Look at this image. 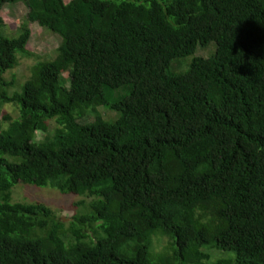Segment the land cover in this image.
I'll list each match as a JSON object with an SVG mask.
<instances>
[{"label":"trees","instance_id":"obj_1","mask_svg":"<svg viewBox=\"0 0 264 264\" xmlns=\"http://www.w3.org/2000/svg\"><path fill=\"white\" fill-rule=\"evenodd\" d=\"M30 24L62 43L10 92ZM4 105L0 264H264V0H0ZM19 183L81 209L13 201Z\"/></svg>","mask_w":264,"mask_h":264},{"label":"rangeland","instance_id":"obj_2","mask_svg":"<svg viewBox=\"0 0 264 264\" xmlns=\"http://www.w3.org/2000/svg\"><path fill=\"white\" fill-rule=\"evenodd\" d=\"M68 1L69 0H66V2ZM2 11L4 16L7 17L4 31L7 34L12 35L15 33L18 25L24 21V16L26 15L27 10L22 3H16L12 5L5 4L2 8ZM30 28L33 33H31L30 41L26 46V49L29 51V56L19 58L18 66L15 67V69L11 72L5 74L4 77L7 81L14 79V86L9 89L10 92L12 90L18 89L19 86L24 83V81L29 79L31 75V69H33L38 61L51 60L56 55V50L62 43L61 36L39 27L37 24H30ZM212 50L214 52V43H210L209 47L206 49H200L198 47L194 56H208ZM194 56H190L186 59L191 61ZM187 62L188 61H183L177 67L182 69L186 66ZM98 111L107 118L113 116V113L104 109V107H99ZM0 112L8 113L12 116V118L18 116V111L13 105H4L0 109ZM105 117L104 119H107ZM107 120L111 121V119ZM54 126H56V123L52 124L51 129H54ZM43 138L44 135L38 133L36 140L40 142ZM11 199L13 201L46 203L48 206L55 209L59 218L63 219L68 218L76 212H79L81 209V206L75 205L76 202L79 201L80 197L74 194L61 193L56 189L38 188L33 185H26L22 183H19L12 188ZM167 240V237L164 236L162 238H155L154 242L156 250H160L167 243ZM221 257H224V254L221 252L210 251V261H214L215 259Z\"/></svg>","mask_w":264,"mask_h":264}]
</instances>
